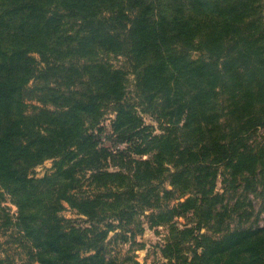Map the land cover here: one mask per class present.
<instances>
[{"label": "trees", "instance_id": "trees-1", "mask_svg": "<svg viewBox=\"0 0 264 264\" xmlns=\"http://www.w3.org/2000/svg\"><path fill=\"white\" fill-rule=\"evenodd\" d=\"M263 132L264 0H0V264H264Z\"/></svg>", "mask_w": 264, "mask_h": 264}, {"label": "rangeland", "instance_id": "rangeland-1", "mask_svg": "<svg viewBox=\"0 0 264 264\" xmlns=\"http://www.w3.org/2000/svg\"><path fill=\"white\" fill-rule=\"evenodd\" d=\"M114 118L113 114H108L104 120V125L106 127H108V129H110L111 126V122L112 119ZM147 122L148 123H153L151 121V118H147ZM264 133V132H263ZM52 167V163L51 162H46L43 166L39 167L36 170V174L41 177L43 175L46 174V172ZM219 190L222 189V185H219ZM6 206L9 208L10 212L12 213V215H14L15 217L17 216V207L11 203L10 200H8V202L6 203ZM63 215L66 218L69 219H73L76 220L78 218H80L74 211L72 210H67L63 212ZM168 235V229L167 228H159L157 231L153 230V229H146L145 233L141 234L137 240L140 243L145 244L144 249H140L141 247L136 246V248L138 249L137 253V257L139 259V261H141L142 263H148V264H153L156 259L157 256L154 253V247L159 244V243H164V240L166 238V236ZM4 242V248H7V244L5 243L6 239H2ZM11 248V247H10ZM13 250L11 252H14V254L16 255V258L18 260H22V256L21 253L18 251H16V249L13 247ZM124 251L126 250V247L123 249ZM20 253V254H19ZM19 264H22L21 261H19ZM28 264V263H25Z\"/></svg>", "mask_w": 264, "mask_h": 264}]
</instances>
